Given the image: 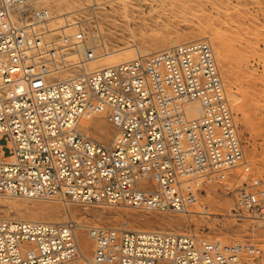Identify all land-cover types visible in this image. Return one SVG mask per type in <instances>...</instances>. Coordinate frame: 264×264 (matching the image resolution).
Instances as JSON below:
<instances>
[{
	"label": "built area",
	"instance_id": "obj_1",
	"mask_svg": "<svg viewBox=\"0 0 264 264\" xmlns=\"http://www.w3.org/2000/svg\"><path fill=\"white\" fill-rule=\"evenodd\" d=\"M32 1L0 0V195L184 213L200 183L243 160L207 39L86 71L91 45L66 58L77 46L63 27L40 25L49 13ZM100 111L113 127L106 143L80 125ZM230 196L234 217L264 221V175ZM75 228L71 218L0 216V264H264V248L249 241L105 225L87 226V256Z\"/></svg>",
	"mask_w": 264,
	"mask_h": 264
},
{
	"label": "rangeland",
	"instance_id": "obj_2",
	"mask_svg": "<svg viewBox=\"0 0 264 264\" xmlns=\"http://www.w3.org/2000/svg\"><path fill=\"white\" fill-rule=\"evenodd\" d=\"M168 1L114 0L99 3L92 10L89 7L91 0H83V9L53 18L61 20L49 22V27H63V33L71 42L79 38L78 34L83 29L87 37L86 41L79 39L80 43L86 44L85 48L90 43L91 49H95L96 53L132 44L129 51L125 50L126 53L131 52L132 55L128 56L131 58L137 52L143 54L145 49L152 52L158 47L165 48L179 43L172 44V40L182 42L204 38L212 46L215 38L218 39L222 45V55L218 56L213 46L212 49L229 107L238 126L243 160L226 171L224 178L200 183L196 193L197 203L194 205L193 202L191 205H194L195 211L187 220L183 213L177 212L2 195L0 216L45 220L52 219L48 212L51 209L57 217L53 219L61 221L71 218L75 222L80 219L88 225L191 232L198 237L223 242L249 241L264 248V221L251 219L247 215L234 217L230 196V190L238 187L256 189L264 175V0ZM66 6L67 1H62L61 12L66 10ZM47 8L50 14L55 11L54 7ZM90 38L97 40L98 45L94 40L90 42ZM59 43L60 40L55 42L56 45ZM126 53L124 50L112 51L85 64L104 63L113 58L117 62L123 61L121 59L124 58L119 57ZM89 116L93 124L89 127L80 124L81 128L93 139L108 142L112 137L113 127L107 121L105 113L102 116L90 113ZM95 123H99L106 131L102 138H98ZM87 252H92L90 245Z\"/></svg>",
	"mask_w": 264,
	"mask_h": 264
},
{
	"label": "bare ground",
	"instance_id": "obj_3",
	"mask_svg": "<svg viewBox=\"0 0 264 264\" xmlns=\"http://www.w3.org/2000/svg\"><path fill=\"white\" fill-rule=\"evenodd\" d=\"M62 1H67L68 3V6H66V10L64 12H61V2ZM76 2H73V3H70L69 0H33L32 3L34 6L36 7H42L44 9H46L49 13V9L47 7H54L55 8V11L52 12L51 14L49 13V16L48 18L43 22V23H40V25H44L45 28H47L48 30H50V33L51 31H53V29L59 27V25L55 26V27H49V22H54V21H57V20H61V19H53V18H59L61 17L62 15H67L69 13H73L79 9H83V7H85V5H82V2L83 0H75ZM87 1H90V0H85V2ZM108 1H114V0H91V3L89 7L92 8H95V6H97L99 3H103V2H108ZM115 1H123V0H115ZM165 1V0H164ZM174 0H169L168 2H171ZM166 4V3H165ZM168 4V3H167ZM170 6H171V3H170ZM65 8V7H64ZM171 8V7H170ZM92 13V12H91ZM52 24V23H51ZM61 25V24H60ZM66 25V24H64ZM149 33V32H148ZM76 38H78L76 35H74ZM192 38H197V37H192ZM91 40H94L96 42V44L98 45V42L97 40H95L94 38H90V42ZM48 41H51L50 39ZM174 42H180L179 40H172V44ZM72 43L75 44V46H77L78 50L77 52H75L74 54H70L68 52H63V55L66 56V58H70L72 59L74 62L77 61V59L83 55L86 51L87 48H85L86 44H82L80 43V40L79 38L76 39V40H73ZM90 44V43H87V45ZM59 45H63L61 43H59ZM164 46V45H163ZM212 46H213V49L215 50V53L218 55V56H221L222 55V51H221V46L220 43H219V40L215 38V40L213 41L212 43ZM57 48V46H55ZM129 48H132V44L130 45H126V46H121V47H118V48H115V49H112L110 51H106V52H101V53H96V50L95 49H91L93 51V55L91 58L87 59L85 61V63H87L89 60H93L97 57H100L102 55H105L107 53H111L112 51H120V50H124V52L126 53L125 50L129 51L130 49ZM135 48L137 49V45L135 44ZM161 47H158L156 48L157 49H161ZM129 49V50H128ZM135 49V50H136ZM134 50V49H132ZM60 51V50H59ZM141 51V50H140ZM137 52V51H136ZM138 53V52H137ZM136 53V54H137ZM146 53H149L147 49L144 50V53L143 54H146ZM60 55L56 57V62L58 61L57 58H61V53H59ZM131 52H127L126 54H123L121 55V57H119L120 59L121 58H124L126 59L128 56H131ZM130 59H132L131 57H128ZM128 58L126 60H128ZM220 58V57H219ZM124 59H121L124 61ZM117 59L113 58L111 61H116ZM72 61V62H73ZM111 61H106L104 63H94V64H85V66L83 67L84 70L86 71H91V70H96V69H100L102 67H106V66H109L111 64H114V63H118V62H121V61H116V62H112ZM76 66V65H75ZM79 70V69H76V71ZM228 88V87H227ZM228 101V100H227ZM193 106V110L192 112L195 114L198 113V111H196L199 107V105H197V103H193L191 104ZM195 105L197 107H195ZM105 111H100V112H96L95 115L97 114V116H102L104 115ZM108 121V120H107ZM80 124L83 125L84 127H89L92 123V120L90 119V116L88 117V114H84L82 117H81V120H80ZM97 129V133H98V138H102L103 136L106 135V131L105 129L99 124V123H95L94 125ZM55 200H59V201H63V203L65 202L66 203V200L63 199V198H56V197H53ZM6 201V200H5ZM197 203V200L195 199L194 201V205ZM193 205V206H194ZM193 206L191 207H188V210L186 212H184L183 214L185 215L184 219L187 220L189 219V216L192 212H194L195 210L193 209ZM66 207V206H65ZM65 207H63V209L65 210ZM50 216L52 217V219H45L46 221H50V222H63L61 220H58V219H53V218H57L56 215H54V211L53 210H48ZM204 213H211V212H208V211H202ZM96 213V212H95ZM94 213V214H95ZM67 214H68V211H67ZM99 214V213H98ZM129 215V214H128ZM127 215V216H128ZM140 216V215H139ZM155 216V215H153ZM181 217V216H180ZM12 218V217H11ZM129 218V217H128ZM36 219V218H34ZM158 219V218H156ZM122 224V223H121ZM75 226L77 229L76 230V234H77V237H78V241H79V245L81 246V249L83 250V252L85 253V255H90V253L87 252V248H88V245L91 246V251L93 249V241L90 237V235H88V233L86 232V228L87 226H89L87 223L83 222L82 220H76L75 222Z\"/></svg>",
	"mask_w": 264,
	"mask_h": 264
}]
</instances>
